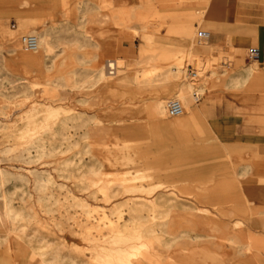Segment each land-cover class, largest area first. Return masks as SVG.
<instances>
[{
    "label": "rangeland",
    "instance_id": "obj_1",
    "mask_svg": "<svg viewBox=\"0 0 264 264\" xmlns=\"http://www.w3.org/2000/svg\"><path fill=\"white\" fill-rule=\"evenodd\" d=\"M183 2L197 4L185 19L151 0L123 10L112 0H0V264H122L113 255L122 249L132 250L131 264H264V152L223 144L210 125L225 102L256 105L264 64L248 60V49L198 44L225 0ZM96 4L112 18L100 49L83 34L98 30ZM126 29L136 34L122 54ZM33 31L51 34L47 53L22 45ZM141 59L128 76L153 83L167 74L166 85L100 81L110 61L123 70ZM180 92L193 101L170 117L167 102ZM156 102L164 115L152 111Z\"/></svg>",
    "mask_w": 264,
    "mask_h": 264
},
{
    "label": "crops",
    "instance_id": "obj_2",
    "mask_svg": "<svg viewBox=\"0 0 264 264\" xmlns=\"http://www.w3.org/2000/svg\"><path fill=\"white\" fill-rule=\"evenodd\" d=\"M151 1L157 12L172 14L178 19H185L187 15L197 8L196 3H180V0ZM199 1L202 3L206 2V0ZM112 2L118 10L132 6L141 7L139 0H112ZM93 7V11L102 13L99 5L96 4ZM111 19V16L103 13L101 16L92 19L95 23L91 26H96L98 30L94 31L90 26L86 29L91 36L90 39H87L88 43L100 49V42L107 36L106 27ZM124 32L118 35L120 37L119 44H121L118 51L119 53L122 52V54H128L131 51V46L127 45L126 40L130 37L128 35L136 33L134 30L129 29ZM209 34L208 44L224 52H227L230 48L246 50L253 45H257L261 51V57L258 62L264 64V0H225V4L222 7V18L216 22L214 31ZM140 45L141 43L137 41L134 48L136 54H138ZM140 62H142V59L135 60L133 63L127 62V64ZM254 74V69H250L247 73V79L253 77ZM225 103L220 108L216 106L215 112L210 114V125L220 142L227 145L252 146L264 152V95L258 99L254 106L244 107L233 100ZM206 108H200V110L202 109L205 112V115H207ZM218 109H221L220 114ZM240 109L247 111L239 112ZM196 111L198 110L196 109ZM198 112L199 117L200 111ZM2 216V212H0V219ZM248 251L249 249L246 247L238 246L236 253L246 254Z\"/></svg>",
    "mask_w": 264,
    "mask_h": 264
},
{
    "label": "bare ground",
    "instance_id": "obj_3",
    "mask_svg": "<svg viewBox=\"0 0 264 264\" xmlns=\"http://www.w3.org/2000/svg\"><path fill=\"white\" fill-rule=\"evenodd\" d=\"M28 5V3L26 2V1H24V3L22 4V6H27ZM101 25H102V23H101ZM84 34V37L86 38V39H90L91 38V36H90V33H89V31L88 30H85V32L83 33ZM31 35H34V36H36L37 38H38V42H39V44H38V49L37 50H35V51H30V53H39V51H40V46H44V51H45V53H47L48 52V50H50L52 47H53V45L55 44H53V42H52V38H51V34L48 32V31H44V32H42V33H38V32H35V31H33L32 32V34ZM78 41V40H77ZM69 46H70V44H69ZM54 47H56V46H54ZM71 47V46H70ZM69 47V48H70ZM56 49V48H55ZM24 60L25 61H27V62H29V63H33V61H32V59H30L29 57H24ZM154 60V57H151V56H149V57H146L145 59H144V61L145 62H147V63H150L151 61H153ZM82 62H83V60H82ZM81 62V63H82ZM139 64L140 63H134V65L135 66H139ZM120 65H123V62H120V61H110L109 63H108V65H107V68H105L101 73H100V81L102 82H104V81H107V80H110V79H113L114 77H116L117 79H116V84L118 85V86H120V87H135V86H138V87H149V86H151L152 84H155V85H157V86H159V85H161V86H163V85H166V82H168V80L166 81V76H167V74H164V76H163V78L161 79V80H156V81H154L153 83L151 82H149V83H146V82H142L141 80H140V78H139V76L138 75H136V76H134V77H130V76H128V74L126 73V69H127V67H129L130 66V64L128 63H125L124 64V66H125V68L122 70V68H121V66ZM119 74V75H118ZM174 74H177V73H175L174 72ZM200 74V73H199ZM114 76V77H113ZM113 77V78H112ZM168 79V78H167ZM87 80V79H86ZM26 81V80H25ZM97 82V81H96ZM23 85H26L27 84V82H23L22 83ZM191 84H193V86L195 87V84L194 83H191ZM189 87H191L190 85L188 86V88ZM193 99L197 102V100H198V98H196L195 96H194V93H193ZM171 101H175V102H178L180 105H181V107H182V109H183V113L180 115V116H178V117H176V118H180V117H182L184 114H185V112H186V110H187V108H189V106H190V104L192 103V99L191 98H188V97H186L185 95H184V93L183 92H180V94H179V96H178V98L177 99H173V100H170L169 102H171ZM169 102H167V106H168V103ZM167 106H166V112H167ZM164 107H163V105L161 104V103H159V102H156L155 104H154V106H152V111L155 113V114H157V115H164ZM168 114V113H167ZM2 171V170H1ZM4 173L3 172H0V180H1V182H3V180H5V178H4ZM12 176H14V175H12ZM7 177V176H6ZM144 177V176H143ZM133 180V179H132ZM132 180H131V182L130 183H132ZM135 180V179H134ZM133 180V181H134ZM12 181V180H11ZM134 185V184H133ZM133 185H131L130 184V186H133ZM129 186V187H130ZM131 188V190H133V188H134V186L133 187H130ZM165 188V187H164ZM116 191V190H115ZM135 191V190H134ZM113 195V194H112ZM112 197V196H111ZM173 198V197H172ZM171 198V199H172ZM111 199V198H110ZM109 199V200H110ZM146 199V198H145ZM145 199H143V200H145ZM149 200V199H148ZM148 200H146V201H148ZM112 201V200H111ZM201 201V200H200ZM107 202H108V200H107ZM152 202V201H151ZM173 202V201H172ZM110 203H112V202H110ZM154 203V202H153ZM177 203H178V201H177ZM187 203V202H186ZM190 204V203H189ZM155 205V204H154ZM175 205V204H174ZM177 205V204H176ZM191 205V204H190ZM141 206H142V204H141ZM150 206V205H149ZM178 206V205H177ZM192 206V205H191ZM114 207V206H113ZM182 207V206H181ZM180 207V208H181ZM87 208V207H86ZM104 208V207H103ZM145 208H147V207H145ZM138 209V208H137ZM140 210V209H139ZM148 210H149V208H148ZM115 211V210H114ZM118 211H119V209H118ZM143 211V210H142ZM0 212H2L1 211V208H0ZM116 212V211H115ZM118 213V212H117ZM118 215V214H117ZM146 215V214H145ZM120 216V215H119ZM142 220V219H141ZM135 222H138V221H135ZM132 223H134V222H132ZM139 223V222H138ZM5 224V217L4 216H2L1 217V219H0V225L1 226H3ZM122 224V223H121ZM120 225V224H119ZM138 225V224H137ZM136 225V226H137ZM140 225V224H139ZM143 225V224H142ZM142 225L140 226V227H142ZM157 225V224H156ZM156 225H154V227L156 226ZM122 226V225H121ZM119 227V226H118ZM122 227H124V226H122ZM130 227V226H129ZM139 227V226H138ZM138 227H137V229H138ZM139 227V228H140ZM151 227V226H150ZM153 227V226H152ZM160 227V226H159ZM133 228V227H132ZM147 228V227H146ZM156 228V227H155ZM154 228V229H155ZM197 228H199V227H196L195 226V230L197 229ZM122 229V228H121ZM150 229V228H149ZM149 229H148V231H149ZM128 230V229H127ZM137 231L138 230H136V233H137ZM147 231V230H146ZM148 231H147V233H148ZM124 233H125V230H124ZM138 233H139V231H138ZM153 233H154V231H153ZM133 234V233H132ZM130 235H131V233H130ZM135 235V234H134ZM138 235V234H137ZM149 235V234H148ZM133 236V235H132ZM159 237L160 236H162V234L161 235H158ZM138 237V236H137ZM136 237V238H137ZM154 237H155V234H154ZM139 238V237H138ZM143 238V237H142ZM112 239H114V238H112ZM117 242V241H116ZM122 242H124V245L125 244H129L130 243V239L128 238V237H126V238H124V239H122ZM122 244V243H121ZM130 246H133V244L132 245H130ZM173 247V246H172ZM49 248V247H48ZM139 248H141V247H139ZM119 249V248H118ZM125 249V248H124ZM135 250H138V249H135ZM132 251V250H131ZM131 251H127V250H123L122 249V252L121 251H119L118 250V252H121V255H116L117 254V252H116V254H113L114 256H117V257H119V258H117V259H119V260H121L122 261V264H131V262L132 261H134V257H133V253L131 252ZM114 252V253H115ZM136 252V251H135ZM118 254H120V253H118ZM133 259V260H132ZM116 260V259H115ZM136 260V259H135ZM138 260V259H137Z\"/></svg>",
    "mask_w": 264,
    "mask_h": 264
},
{
    "label": "built area",
    "instance_id": "obj_4",
    "mask_svg": "<svg viewBox=\"0 0 264 264\" xmlns=\"http://www.w3.org/2000/svg\"><path fill=\"white\" fill-rule=\"evenodd\" d=\"M209 33L205 31H199L197 34L198 44H203L208 42ZM21 43L27 51H35L38 49V38L34 35H25L21 38ZM247 58L250 61H258L261 57V51L258 47H251L248 49ZM187 76L192 80H197L199 78V71L194 69L191 65L187 66ZM198 98V94L195 95ZM199 101V98L198 100ZM167 113L170 117H178L183 113V109L178 102L171 101L167 106Z\"/></svg>",
    "mask_w": 264,
    "mask_h": 264
}]
</instances>
